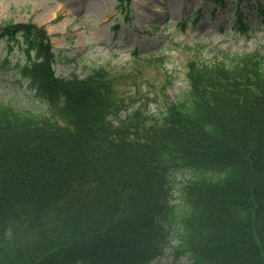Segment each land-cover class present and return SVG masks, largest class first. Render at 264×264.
Segmentation results:
<instances>
[{
  "label": "trees",
  "instance_id": "1",
  "mask_svg": "<svg viewBox=\"0 0 264 264\" xmlns=\"http://www.w3.org/2000/svg\"><path fill=\"white\" fill-rule=\"evenodd\" d=\"M16 36L14 79L54 113L0 100V264H264V53L193 57L150 111L103 66L57 75L43 26L0 25Z\"/></svg>",
  "mask_w": 264,
  "mask_h": 264
},
{
  "label": "rangeland",
  "instance_id": "2",
  "mask_svg": "<svg viewBox=\"0 0 264 264\" xmlns=\"http://www.w3.org/2000/svg\"><path fill=\"white\" fill-rule=\"evenodd\" d=\"M116 4V0H0V25L7 20L44 25L54 51L62 50L67 56L55 65L58 75L84 76L87 65L103 66L116 78L119 95L132 100L129 106L150 111L160 108L166 97L173 100L183 94L186 64L194 56L264 53V26L255 25L256 10L244 4L240 9L245 29L234 27L229 16L235 9L232 3L217 7L214 13L203 0H130L128 7ZM195 16L196 21L192 20ZM187 19L181 30L177 23ZM22 46L21 38L9 44L0 41V65L6 69L0 70V100L49 115L53 111L44 98L27 84L12 80L14 67L27 58ZM130 79L136 85H127ZM151 264L190 262L171 254Z\"/></svg>",
  "mask_w": 264,
  "mask_h": 264
}]
</instances>
